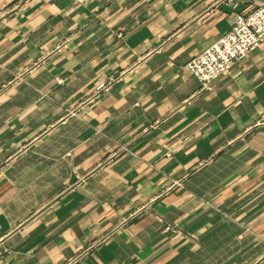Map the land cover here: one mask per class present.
Instances as JSON below:
<instances>
[{"label":"crops","instance_id":"obj_1","mask_svg":"<svg viewBox=\"0 0 264 264\" xmlns=\"http://www.w3.org/2000/svg\"><path fill=\"white\" fill-rule=\"evenodd\" d=\"M238 12L0 0V264H264V43L187 68Z\"/></svg>","mask_w":264,"mask_h":264},{"label":"built area","instance_id":"obj_2","mask_svg":"<svg viewBox=\"0 0 264 264\" xmlns=\"http://www.w3.org/2000/svg\"><path fill=\"white\" fill-rule=\"evenodd\" d=\"M227 1L239 11L232 30L187 64L204 89H211L237 61L264 43V0H249L254 7L248 12L240 10L239 0Z\"/></svg>","mask_w":264,"mask_h":264}]
</instances>
